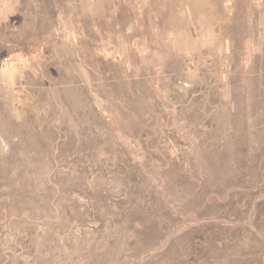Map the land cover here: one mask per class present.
Wrapping results in <instances>:
<instances>
[{"label":"rangeland","instance_id":"obj_1","mask_svg":"<svg viewBox=\"0 0 264 264\" xmlns=\"http://www.w3.org/2000/svg\"><path fill=\"white\" fill-rule=\"evenodd\" d=\"M0 264H264V0H0Z\"/></svg>","mask_w":264,"mask_h":264}]
</instances>
